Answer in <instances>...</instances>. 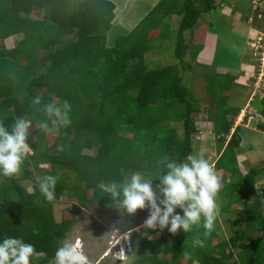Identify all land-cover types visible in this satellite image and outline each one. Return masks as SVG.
<instances>
[{
	"label": "trees",
	"instance_id": "obj_1",
	"mask_svg": "<svg viewBox=\"0 0 264 264\" xmlns=\"http://www.w3.org/2000/svg\"><path fill=\"white\" fill-rule=\"evenodd\" d=\"M216 5L215 0H159L110 46L114 0H0V122L10 128L18 117L30 119L28 142L33 149L18 174H0V240L22 238L35 246L32 264H50L82 208L120 207L100 191V182L122 181L135 171L156 177L166 171L168 161L192 154L202 107L185 84L183 71L194 70L204 46L194 33ZM37 11L42 15L34 16ZM172 16L180 18L177 27L167 20ZM20 34L23 38L7 48L6 41ZM155 38L174 39L180 63L148 67ZM188 54L194 64L186 60ZM204 66L215 106L214 114L208 108V118L223 149L215 167L228 176L220 182L219 213H231L239 225L229 238L213 230L205 235L202 225L175 234L135 225L124 230L136 232L143 249L134 264H264V188L256 192L264 166H251L243 174L237 159L240 127L232 132L241 109L228 104L237 78L214 65ZM64 101L71 104L67 126L44 110L48 103ZM55 122L58 131L51 142L48 130ZM174 122L182 123V135L169 125ZM258 127L264 130V124ZM46 175L57 178L52 201L39 189ZM63 195L75 202L71 217L58 221L53 201ZM141 227L146 229L143 234L137 232ZM197 237L202 247L194 244Z\"/></svg>",
	"mask_w": 264,
	"mask_h": 264
},
{
	"label": "rangeland",
	"instance_id": "obj_2",
	"mask_svg": "<svg viewBox=\"0 0 264 264\" xmlns=\"http://www.w3.org/2000/svg\"><path fill=\"white\" fill-rule=\"evenodd\" d=\"M73 1L78 2L79 0ZM158 1L159 0H114L117 5V9L115 11L116 19L111 30L107 34L108 45L113 46L118 36L129 33L135 27V25H137L138 22L142 20L151 11V9L157 4ZM216 1H224L223 3L226 4V8L231 7L234 11V13L232 14V19H240L244 25L246 24V17H252L255 13L252 0ZM242 5L243 8L241 9ZM214 11L216 10H211L210 12L204 14V16H211L212 14H215ZM217 14L218 13H216V15ZM222 14L230 16L231 13L225 12ZM40 15H42V11H37L36 14H34V16ZM220 16L219 23L217 24L214 21V25L211 28V30L216 29L221 32H219L218 36L214 35L215 32L210 33V46L208 47L209 58H211L212 60L211 63H213L215 58L218 61L221 60L222 63L228 65V67H222L228 68L230 71H236V78L238 79L240 77L241 79L242 77H246L250 73H253V70L246 71V69L247 66L251 65L252 61L257 62L258 58L254 55V51L252 49V54H250L249 49L246 46L244 35L240 34L245 32L244 29L234 27L233 24L228 27V25H230L231 23V18L225 23L226 27L222 26ZM167 20L171 23L173 27H177L179 25L180 18L177 16H172L170 18H167ZM254 22L255 28L258 29L257 34L264 33V12L263 17L259 18L256 16ZM186 37H191L189 31L186 32ZM13 38V43L15 44H11L12 39L11 41L8 40L5 43L7 48L15 46L16 42L23 38V35L20 34ZM174 49V39L170 40L169 42H164L158 38H155L153 41V49L147 55L148 67H150L151 69H156L161 65L180 63L176 56H174ZM186 60L192 62L193 64L195 62L192 61L190 54L187 55ZM204 64L207 63H204L201 60H197L194 65V70H185L183 72L185 84L190 88L191 92L201 100L202 107V111L196 119V126L198 127V132L193 137L194 143L192 154H198L200 149L199 155H208V158H210L212 155L214 156L215 151L211 150V148L209 147L208 149L204 148V145H200L199 147L198 144L199 135H203L201 134V130L205 131L206 128L209 127L210 130L214 132L215 126L214 122H212L208 118V108L211 109L212 113L214 114L215 106L211 104V97L209 96L207 91V79L204 76L206 69L204 68ZM254 66H256L255 63ZM237 79L235 81V84H233L232 95L228 102V104L231 105L234 109L243 106L251 93V88L242 87L241 83L237 82ZM236 119L237 117L235 118V121ZM53 125V132L51 129L48 130V138L51 142L53 141V138L57 135L56 133L58 131V126L56 122ZM169 125L176 127L180 135L183 134V127L181 122L169 123ZM252 127H254V125ZM203 138H206V136H204ZM245 144L248 145L247 140L245 141ZM217 145L214 143L212 149L215 150L217 148L219 150V147H217ZM239 153L240 151L237 152V159L243 160L244 157H240ZM250 157L251 159H253L252 162L255 161V164L256 159H259L260 161L264 159V155L262 153L250 154ZM127 177H130V175ZM28 187L30 190H32L30 184H28ZM253 198L254 196L252 197V199ZM74 202V199H70L67 195H63L59 200H54L53 211L55 214V218L58 221L69 219L71 217V209L72 204ZM217 202L219 204H223V201H221V199L217 200ZM148 215L149 212L147 209L137 210L135 214H128L124 208L118 206H104L99 204L88 205L82 208L74 226L67 234V237L61 242V246L66 243H75L77 240H79L83 253L88 257L89 264H96L99 261H101L100 264H134L135 259L144 254L136 232L128 233L130 237V242L132 244V249L128 252V254H124L122 252V250L120 249V245L117 244L116 247L112 248L111 244L120 235H124V238H122L120 242L124 240L125 243L123 247H125V245L127 244L126 242L128 241L125 236H128V231L124 232V230L132 228L135 225L143 226L145 220L148 218ZM234 217L235 216L231 213H219L216 221L220 220L221 224H226L227 226H224L223 228L221 227L220 230V226L214 224V230H216V232L218 230L222 231V236H224L225 238H229L230 234L232 233V229L236 228L239 225L235 224V227L231 225V221L236 219ZM127 218H129L130 220L129 223L125 221ZM145 228L143 229V227H141L140 229H137V232L141 231V234H143L144 231H146ZM235 254L236 252L231 254L232 262L236 259ZM50 264H55V261L51 262Z\"/></svg>",
	"mask_w": 264,
	"mask_h": 264
},
{
	"label": "clouds",
	"instance_id": "obj_3",
	"mask_svg": "<svg viewBox=\"0 0 264 264\" xmlns=\"http://www.w3.org/2000/svg\"><path fill=\"white\" fill-rule=\"evenodd\" d=\"M44 110L61 126L71 123V104L68 101L48 103ZM31 126L32 121L24 117L16 118L10 128L0 122V174L9 177L18 174L24 161L32 154L33 149L28 142ZM41 127L47 129V124L43 123ZM165 167L166 171L156 177H146L144 173L135 171L122 181H102L98 188L128 214L147 209L146 228L167 229L175 234L179 230L187 233L193 226L202 225L207 235L213 230L220 212L217 196L221 183L214 167L198 154L188 155L183 161L170 160ZM56 184L57 178L53 175L39 180V189L48 201L55 198ZM119 242L120 246L125 243L124 240ZM203 243L199 237L194 240L195 245L202 247ZM34 258L35 246L22 238L5 237L0 240V264H32ZM54 260L55 264H89L79 240L57 248Z\"/></svg>",
	"mask_w": 264,
	"mask_h": 264
},
{
	"label": "crops",
	"instance_id": "obj_4",
	"mask_svg": "<svg viewBox=\"0 0 264 264\" xmlns=\"http://www.w3.org/2000/svg\"><path fill=\"white\" fill-rule=\"evenodd\" d=\"M216 1V0H215ZM224 1H216V8L213 10L215 14H212L211 16L208 15V17L203 16V18L201 19V23L196 30V33H194V37L196 39H198V43L199 44H203V49L202 51H200V53L198 54V57L196 59L197 60H201L204 63L210 64V65H214L216 67V71L220 72V73H224V74H231V75H235L236 71H230L228 68L222 67V66H226L228 67V65L222 63V61H218L216 60V58L214 59L213 63L211 58H209V54H208V47L210 46V38L211 35L210 33L215 32L214 35L219 34V32L216 29L211 30V28L214 25V21L218 24L219 23V16L222 13H231L230 16H226L225 14H222L220 16L221 22H222V26L226 27V22L227 20H229L231 18V23L230 25H228V27L231 26V24H233L234 27H239V29H244V33H240L244 35V39L246 41V46L249 49L250 54H252L251 48H250V41L253 40V38H255L256 36H258V29L255 28V22L253 17L251 16H247L246 18V24L244 25L240 19H232V14L234 13L233 9L231 7L226 8V4L223 3ZM243 8V5L241 6V9ZM117 9V8H116ZM216 13H218L216 15ZM237 16V15H236ZM116 19V17H115ZM208 22V24H207ZM254 27H253V26ZM202 28H205L203 31V33L200 32V30H202ZM237 30V29H234ZM12 42L11 44H15L13 43L14 38H9L8 40ZM7 40V41H8ZM17 43V42H16ZM253 63V64H252ZM251 65L247 66L246 71H251L253 70V73H250L249 75H247L246 77H242L240 79V77L237 79V82L241 83L242 87L245 88H251V93L248 97V99L246 100V103L239 107V109H241V111L239 112L237 119L235 121L234 127L232 129V132L236 129V127H240L239 129V134L242 138L241 140V147H240V153L239 156L244 157L243 160H239V165L240 168L243 172V174H246L248 167L251 166H264V159L262 161H260L259 159H256V164L255 161L252 162L253 159H251L250 154H259L262 153L264 155V130L260 129L258 127V125H263L264 124V115L262 113V109H263V100H264V68L262 69L260 62L257 60V62L252 61ZM254 63L256 64V66H254ZM217 64V65H216ZM244 119V121H242ZM254 125V127H252ZM241 128H242V132H241ZM202 129V128H200ZM203 132V133H202ZM201 134H203L202 136L199 135V147L200 145H204V148H211V150L215 151L214 152V156L212 155L210 158H208L209 156H203L205 159H207L210 164L214 167L216 174L218 175V177L220 178V182H223L226 180V178H228V176L226 174H224V172L222 170H217L215 167V162L216 160L219 158L220 154L222 153L223 149L219 150L216 148L215 146V150L212 149L214 143L217 145L216 142V135L213 131L210 130L209 127L206 128V130L202 131L201 130ZM213 136H212V135ZM204 136H206V138H203ZM212 139V140H210ZM229 139V137H228ZM214 140V142H213ZM248 141V145L245 144V141ZM217 147H219L217 145ZM199 149V148H198ZM210 150V151H211ZM200 153V149L198 152V155ZM212 153V152H211ZM210 159V160H209ZM251 165V166H250ZM228 180V179H227ZM264 188V176L260 177L257 180L256 183V192L259 194L262 189ZM219 197V196H218ZM217 197V200H219V198ZM264 214V211H263ZM224 221V220H223ZM222 221V222H223ZM215 224L220 226V230L221 227L223 228L224 226H227L226 224H221V221H215ZM236 224V220L234 219L233 221H231V225L235 227ZM238 224V223H237ZM218 230L215 233L222 238V231ZM197 264V263H196Z\"/></svg>",
	"mask_w": 264,
	"mask_h": 264
},
{
	"label": "built area",
	"instance_id": "obj_5",
	"mask_svg": "<svg viewBox=\"0 0 264 264\" xmlns=\"http://www.w3.org/2000/svg\"><path fill=\"white\" fill-rule=\"evenodd\" d=\"M252 4L255 10V15L259 18L263 17L264 12V0H252ZM251 49L254 51V55L258 58V60L261 63L262 69L264 68V33H260L256 38L250 41L249 43ZM130 233V231L127 232V234ZM126 235V234H125ZM128 241L125 247L120 246L122 252L124 254H128V252L132 249V244L130 242L129 234L128 236H125ZM124 238V235H120L115 241L112 242L111 247L114 248L117 246L118 242ZM97 264V263H96Z\"/></svg>",
	"mask_w": 264,
	"mask_h": 264
},
{
	"label": "bare ground",
	"instance_id": "obj_6",
	"mask_svg": "<svg viewBox=\"0 0 264 264\" xmlns=\"http://www.w3.org/2000/svg\"><path fill=\"white\" fill-rule=\"evenodd\" d=\"M141 5V4H140ZM145 8V7H144Z\"/></svg>",
	"mask_w": 264,
	"mask_h": 264
}]
</instances>
